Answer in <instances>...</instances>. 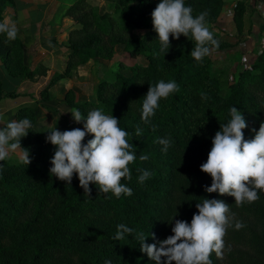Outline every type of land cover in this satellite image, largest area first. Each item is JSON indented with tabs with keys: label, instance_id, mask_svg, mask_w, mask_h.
Masks as SVG:
<instances>
[{
	"label": "trees",
	"instance_id": "16d2710c",
	"mask_svg": "<svg viewBox=\"0 0 264 264\" xmlns=\"http://www.w3.org/2000/svg\"><path fill=\"white\" fill-rule=\"evenodd\" d=\"M159 2L114 0L113 12L108 13L92 0H76L65 13L74 21L68 33L66 69L41 90L43 99H49L50 85L58 77L69 78L90 61L101 64L113 59L118 48L143 58L125 65L131 75L117 72L113 79L99 78L93 100L73 99V89L67 93L68 103L85 117L89 111L102 108L129 133L127 139L136 159L128 165L131 179L122 178L120 183L131 188L132 195L122 193L117 198L111 192H99L92 183L88 195L79 185L78 174H73L71 185L51 175L56 146L46 141L48 132L32 127L21 138V148L16 149L20 153L27 149L31 163L25 165L19 157L10 156L0 161V264H105L106 260L111 264H156L140 251L137 234L147 236L145 242L149 244L173 235L175 220L190 223L193 214L198 213L196 204L206 198L224 201L230 213H235V220L244 224L236 230L233 221L223 238V256L218 258L212 252V264H224V253L235 263L233 244L244 242L252 230L257 233L253 226L256 221L264 226V190H257L259 198L254 202L238 207L233 196L205 191L204 186H210L212 178L200 168L207 161L220 125L231 119V107H237L245 118V140L254 138L264 122V52L224 86L223 78L213 71V52L222 45L218 37L213 36L219 47L209 44L210 52L201 61L191 56L195 41L183 34L179 39L170 34L169 51H160L151 17ZM184 2L191 7L193 17L206 11L207 23L217 20L225 0ZM15 7V0H0V22H4L8 9ZM244 9V2L238 1L234 18L239 30ZM22 51L23 42L18 36L8 40L0 33V57L11 74L28 79L46 73L45 67L29 68ZM160 80L175 81L179 90L158 101L155 115L146 124L141 120L142 102L150 85ZM16 94L5 90L0 78V106ZM23 110L27 108H21L20 120ZM29 115L32 121L34 112ZM80 123L83 126L84 122ZM64 127L73 129L69 123ZM64 127L56 128L64 131ZM137 127L142 129L139 136L135 134ZM91 138L89 134L87 141ZM158 138L170 140L166 152ZM140 155L148 159L141 161ZM138 169L151 173L143 184L138 182ZM118 224L134 231L114 240ZM151 233H155V240ZM260 255L254 259L255 264H264V248Z\"/></svg>",
	"mask_w": 264,
	"mask_h": 264
},
{
	"label": "clouds",
	"instance_id": "9594fccd",
	"mask_svg": "<svg viewBox=\"0 0 264 264\" xmlns=\"http://www.w3.org/2000/svg\"><path fill=\"white\" fill-rule=\"evenodd\" d=\"M191 13V7L185 6L184 0H160L151 17L161 52L165 54L169 51L170 34L175 39H179L181 34L188 38L191 36V40L195 41L191 56L196 61L209 54V44L219 47V41L214 39L206 26L208 13L205 11L196 17ZM17 32L15 24L0 22V33L6 34L8 40L16 39ZM178 90L175 81L160 80L155 86L150 85L142 102L141 120L150 123L159 107L158 101ZM71 114L76 123L84 122L83 129L60 131L54 127L48 130L46 141L56 146L50 174L70 185L73 174H78L79 185L88 195L92 183L98 186L101 193L111 192L117 198L122 193L131 196L132 189L120 183L122 178L131 179L128 165L136 159L132 144L127 139L129 133L118 126L116 117L104 114L102 108L89 111L86 117L78 109H73ZM229 115L231 119L220 125V130L212 139L207 161L200 168L212 178L211 185L204 186L205 191L233 196L239 207L245 202L257 200V190H264V122L254 138L245 140L242 130L247 124L244 116L235 106L231 107ZM32 127L31 121L23 118L9 121L0 128V161L21 148V138L27 136ZM86 134H91L92 138L83 143ZM135 134L141 135L142 129L137 127ZM157 142L164 146V152L171 143L166 138H158ZM139 159L145 161L148 156L140 155ZM19 162L25 165L31 163L27 149L20 154ZM138 171L141 173L138 182L143 184L151 173L145 169ZM196 208L198 213L193 214L190 223L175 220L173 235L163 240L149 244L145 242L147 236L138 233L136 238L140 242V251L156 264H172L173 261L175 264H212V252L222 258L227 229L233 227V221L236 230L244 224L235 220V213H230L229 205L222 200L206 198L202 203L198 202ZM133 231L125 224H118L113 239L121 240L125 233ZM150 235L156 239L155 233ZM105 264H111V261L106 260Z\"/></svg>",
	"mask_w": 264,
	"mask_h": 264
},
{
	"label": "crops",
	"instance_id": "0c3cea01",
	"mask_svg": "<svg viewBox=\"0 0 264 264\" xmlns=\"http://www.w3.org/2000/svg\"><path fill=\"white\" fill-rule=\"evenodd\" d=\"M75 1L15 0V9L10 8L5 13L4 22L15 24L18 29L17 36L23 42L22 56L24 62L31 69L45 67L47 70L45 74L36 73L31 78L22 79L20 76L11 74L0 57V78L3 86L5 90L17 92L16 97L6 98L3 105L0 106V128L9 121H19V114L23 107H26L28 111L23 110L21 117L31 121L29 114L33 111L34 119L31 123L40 132H48V130L62 123L63 115L60 108L67 101V92L73 89L71 88L74 85L72 80L80 78L79 75L82 70H86L84 74H90L91 66L94 65V62L90 61L74 71L71 77H58L50 85V98L43 99L41 90L48 86L56 75L63 73L66 69L67 56L70 52L67 43L68 33L73 27L74 21L65 13ZM92 1L103 12H113L112 3L114 0ZM86 65H89L88 69H85ZM90 82L92 80L86 81V83ZM76 97L78 100L90 98L82 97L79 92H77ZM68 105L71 107L69 103ZM20 154L15 150L10 152L9 156L19 157Z\"/></svg>",
	"mask_w": 264,
	"mask_h": 264
},
{
	"label": "rangeland",
	"instance_id": "374dc122",
	"mask_svg": "<svg viewBox=\"0 0 264 264\" xmlns=\"http://www.w3.org/2000/svg\"><path fill=\"white\" fill-rule=\"evenodd\" d=\"M238 1L245 4L241 30H239V26L234 18L235 5ZM206 26L213 33V36L218 37L222 42V45L213 52V71L216 75L223 78L224 86L234 76L236 77L241 70L249 68L255 62L257 56L264 52V11L256 7L255 0H225L217 20L207 22ZM141 60H143L142 57H132L129 53L124 52L122 48H118L113 59L104 60L101 64H92L90 74H84L86 70H82L79 75L80 78L72 80L74 84L71 87L74 90L73 99L77 98V92L86 99H88L87 97L92 98V100L95 99L99 78L110 80L115 77L117 72L131 75L132 71L125 67V65ZM88 66L86 65L85 69H88ZM88 80H92V82L86 83ZM88 84H91V86H88ZM93 94L94 96H92ZM65 103L60 108L62 110L60 112L63 115V121L56 127H64L69 123L73 129H83L81 123H76L72 118L71 111L76 108L71 105L69 107L68 100ZM88 135L86 134L83 143H87ZM253 226L257 233L252 230L250 232L251 235L244 242L236 245L233 244L232 246L234 251L233 257L236 259V262L231 263L229 257L227 258L224 253V264H255L254 259L262 257L260 252L264 248V241L262 240L264 226L259 221H256Z\"/></svg>",
	"mask_w": 264,
	"mask_h": 264
},
{
	"label": "built area",
	"instance_id": "2783aa9c",
	"mask_svg": "<svg viewBox=\"0 0 264 264\" xmlns=\"http://www.w3.org/2000/svg\"><path fill=\"white\" fill-rule=\"evenodd\" d=\"M256 7L258 9H261V11H264V0H255Z\"/></svg>",
	"mask_w": 264,
	"mask_h": 264
}]
</instances>
